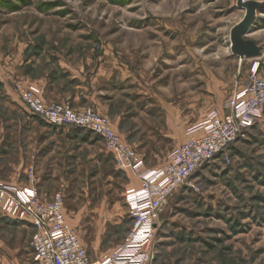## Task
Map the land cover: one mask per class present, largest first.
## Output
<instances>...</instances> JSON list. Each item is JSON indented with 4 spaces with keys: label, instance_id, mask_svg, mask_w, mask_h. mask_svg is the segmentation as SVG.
I'll list each match as a JSON object with an SVG mask.
<instances>
[{
    "label": "rangeland",
    "instance_id": "obj_1",
    "mask_svg": "<svg viewBox=\"0 0 264 264\" xmlns=\"http://www.w3.org/2000/svg\"><path fill=\"white\" fill-rule=\"evenodd\" d=\"M247 1L0 0V80L7 78L17 91L14 78L22 61L107 58L141 75L144 83L152 81L160 95L173 96L191 123L205 120L213 110L224 111L254 69L264 76V7L256 10L244 36L260 46L261 55L247 59L233 53L232 30L245 19L241 2ZM7 92L0 87V180L28 183V160L20 148L29 142L24 136L31 128L32 135L47 126L43 134L76 133L82 142L104 146L90 129L50 124L28 111L18 91L16 99ZM18 120L26 124L16 130ZM245 134L169 197L153 237L155 264H264V115ZM148 137H136L149 139L146 152L139 153L147 167L163 166L179 134ZM92 168L99 175L95 198L121 214L120 223L102 238L108 249L133 228L125 195L135 188L130 176L133 182L139 178L114 168L112 161ZM92 231H78L86 249ZM33 233L29 223L0 213V264L10 255L6 248L19 251L21 264H40L31 254Z\"/></svg>",
    "mask_w": 264,
    "mask_h": 264
},
{
    "label": "built area",
    "instance_id": "obj_2",
    "mask_svg": "<svg viewBox=\"0 0 264 264\" xmlns=\"http://www.w3.org/2000/svg\"><path fill=\"white\" fill-rule=\"evenodd\" d=\"M16 88L29 112L59 127L90 129L113 154L116 167L133 172L141 181L140 187L128 189L125 195L133 228L116 248L92 258L67 221L63 191L43 200L33 168L26 186L0 180V213L31 225L30 244L40 264H155L153 237L169 197L209 161L226 154L264 115V76L254 69L248 82L224 103L223 112L213 110L188 128L189 139L171 151L163 166L147 167L144 157L117 133L109 117L91 107L77 109L67 101H47L34 83L17 82Z\"/></svg>",
    "mask_w": 264,
    "mask_h": 264
},
{
    "label": "crops",
    "instance_id": "obj_3",
    "mask_svg": "<svg viewBox=\"0 0 264 264\" xmlns=\"http://www.w3.org/2000/svg\"><path fill=\"white\" fill-rule=\"evenodd\" d=\"M19 68L18 75L14 78L17 82L24 85L37 84L47 101H67L77 109L91 107L97 110L101 115L110 118L117 133L138 152H146L149 139L139 140L136 137H167L178 133L180 138L175 141V148L189 139L188 128L204 120L191 123L190 114H186L181 107H176L173 96L160 95L152 81L144 83L141 75L107 58L94 62L91 58L85 61L63 57L55 62L36 59L22 61ZM11 79L13 82L14 79ZM0 87H5L14 99L18 97L13 83H9L7 78L0 80ZM23 112L27 114L26 108ZM25 122H13V127L17 130L23 126L21 124H26ZM45 128L41 135H32L33 128L29 130V134L24 136V141L29 142L26 141V147L21 146L20 156L23 159L26 156L28 160L29 168L26 170H36L37 185L43 200H50L57 192L63 191L65 197L67 195L64 213L68 223L77 231L93 230V243L85 242V245L88 250L93 251V255L89 253L90 257L99 258L119 245L106 249L102 238L107 237L111 225L120 223L121 214L115 209L106 208L107 206H103L102 202L95 198L94 182L97 183L99 175H94L92 167L112 161L116 168L114 156L107 150L103 141L101 142L104 146H100L99 141L82 142L80 135L76 133L43 134V131L47 130ZM12 143L16 144L14 141ZM163 150L152 149L157 152ZM110 156L112 160L108 159ZM127 174L130 176L129 172ZM129 182L133 185L131 187H138L140 184L137 180L133 182L131 176ZM13 184L26 186L27 183L18 181ZM70 189L75 190L72 191L73 194H66ZM6 249L10 251L12 258L6 255L1 258V264H21L18 259L19 251ZM31 254L33 256V252ZM33 259L35 260L34 257Z\"/></svg>",
    "mask_w": 264,
    "mask_h": 264
},
{
    "label": "water",
    "instance_id": "obj_4",
    "mask_svg": "<svg viewBox=\"0 0 264 264\" xmlns=\"http://www.w3.org/2000/svg\"><path fill=\"white\" fill-rule=\"evenodd\" d=\"M241 5L246 9V15L245 19L232 30L233 53L247 59L258 57L261 55L260 46H257L256 42L251 39H244V36L250 32L251 25L255 21L256 10L264 7V1L248 0L246 3L241 2Z\"/></svg>",
    "mask_w": 264,
    "mask_h": 264
},
{
    "label": "trees",
    "instance_id": "obj_5",
    "mask_svg": "<svg viewBox=\"0 0 264 264\" xmlns=\"http://www.w3.org/2000/svg\"><path fill=\"white\" fill-rule=\"evenodd\" d=\"M40 118V117H39Z\"/></svg>",
    "mask_w": 264,
    "mask_h": 264
}]
</instances>
